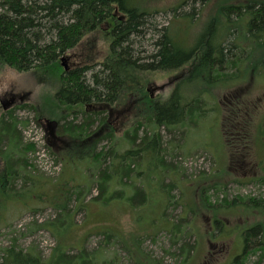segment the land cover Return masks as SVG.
<instances>
[{
    "label": "rangeland",
    "instance_id": "374dc122",
    "mask_svg": "<svg viewBox=\"0 0 264 264\" xmlns=\"http://www.w3.org/2000/svg\"><path fill=\"white\" fill-rule=\"evenodd\" d=\"M246 2L248 0H126L127 6L148 14V26L151 28L148 27L135 45L136 49L143 46L146 51L143 55L156 50L154 42L159 33L153 27L159 30L171 28V36L177 41L188 42L190 47L200 44L207 35L213 39L217 31L219 37L226 36V43L233 40L236 46H240L237 67L229 68L231 72L227 79L219 82H211L209 78L188 82L185 79L188 76L184 77L188 73L187 66L180 70L153 71L147 75L142 93L152 101L168 99L176 80L184 77V99L192 101L197 98L191 107L188 126L175 127L171 131L160 129L163 147L168 149L165 163L159 162L156 154L149 152L139 163L137 171L151 176L150 180L141 175L130 182L125 180L122 188L124 199H113L107 204L88 202L87 209L75 213L71 226L67 219H61L60 234L65 247L66 244L74 246L67 251L68 254H76L83 246L95 257L106 256L116 264H232L235 255L245 248L244 231L258 223L264 226V204L251 208L250 200H246L249 206L238 201L233 206L208 208L202 201L203 195H213L212 202L218 204L226 196L228 200L240 199V196L264 199V182L259 181L264 177V64L261 63L264 39L260 43L256 36L246 35L247 15L239 16L233 12L223 17L229 6ZM108 32L107 26H100L85 43V54L80 57L78 50L68 53L71 58L67 66L83 58H90L95 63L102 60L109 50ZM57 87L56 76L38 71L20 72L7 65L0 67V89H3L0 91V119L6 112L3 103L13 101L17 117L26 123L22 127L24 140L35 145V151L28 156L35 167L33 174L45 185L18 199L28 200L29 206L12 201L0 208V248L9 247L16 241L25 250L33 248L46 264H50L58 239L45 223L56 220L58 211L32 196L45 190L52 200L58 194L54 184L82 185L86 183L84 174L93 181L86 201L99 192L92 176L93 170H86L90 163L77 159L73 152L75 163L71 161L66 165V161L53 152L57 153L63 143L54 140V136L61 133L57 127L52 130L50 123L54 124L72 110L56 103L54 94ZM141 102V96L136 94L122 98L115 107H111V122L107 120L105 126L107 133H113L116 149L120 152L132 146L128 142L127 131L134 133L146 121L142 116L140 123L134 119ZM24 103L37 107L41 118L39 123L35 112L19 107ZM252 106L255 110L250 123H237L241 108L249 111L247 109ZM226 118L227 121L234 120L226 124ZM144 128L139 130V136H142ZM246 132H251L252 142L244 138ZM112 140H103L99 148L109 149ZM119 167V160L115 159L112 170ZM161 170L167 176L166 183L177 177L178 188L173 190V194L178 199L183 193L181 200L190 208L188 213L181 205H172L163 215L167 203L166 192L162 191L158 180ZM142 186L150 193V200L145 204L142 203V192H136ZM209 187L220 190L212 188L207 193ZM75 205L76 202L72 201L70 209ZM182 216L186 220L181 221ZM215 217L223 225L213 228ZM172 222L180 223L181 229L191 223L195 234L189 235L185 230L174 243L168 231ZM102 231L111 233V236L106 237ZM184 244L190 245L187 257L180 250ZM248 245L250 250L241 257L247 258V264H264L261 251L250 253L254 244L249 241Z\"/></svg>",
    "mask_w": 264,
    "mask_h": 264
},
{
    "label": "trees",
    "instance_id": "16d2710c",
    "mask_svg": "<svg viewBox=\"0 0 264 264\" xmlns=\"http://www.w3.org/2000/svg\"><path fill=\"white\" fill-rule=\"evenodd\" d=\"M233 12L239 16L247 15L249 19L246 35L250 37L254 35L262 43L264 0H248L240 5H231L223 12V17L224 14L230 16ZM122 15L123 18H120ZM147 15L144 11L127 6L126 0H0V67L7 65L20 72L38 71L57 77L58 87L54 99L60 106L72 110L55 122L57 131L61 134L54 136V140L64 145H61L57 153L53 152L65 160L66 165L71 161L75 163L72 159L73 152L77 159L90 163L86 170H93L92 176L99 190L97 195L86 201L93 181L84 174L86 183L82 185L54 184V187L58 188V194L52 200H49L45 190L36 193V198L32 196L33 199L58 211L56 220L45 223L46 227L52 228L58 239L55 251L50 257V264H116L115 260L110 261L106 256L95 257L94 253L88 252L83 246L76 254H68L67 251L74 246L66 244L67 248L65 247V240L60 234V227L63 226L61 219L65 221L67 219L71 226L75 213L87 209L88 202L107 204L113 199H124L122 188L125 180L133 181L135 177L139 178V175L150 180L151 176L137 172L139 163L149 152L156 154L159 162L165 163L168 149L163 147L160 129L166 128L171 131L175 127L188 126L191 107L197 102V98L192 101L184 99L185 79H188V82L204 78H209L211 82L225 81L231 72L229 68L237 67L240 46H236L233 40L226 43L224 39L226 36L219 37L217 31L213 39L207 35L200 44L190 47L187 46L188 42L173 38L170 34L171 28L159 30L153 27V30L159 33L154 42L156 50L143 55L146 52L143 46L136 49L135 45L137 39L143 38L146 31L151 28L148 26ZM100 26H107L109 30L110 45L107 54L96 63L90 58L76 60L68 71H64L61 56L76 50L80 51V57L85 54L83 52L87 48L85 43ZM261 63L264 64V57ZM184 67L188 71L184 77H188L176 80L168 99L152 101L142 93L145 89L143 83L147 82V75L150 72L180 70ZM136 94L141 96L142 102L134 119L139 122L142 116L146 121L141 122L143 124L134 133L127 131L128 142L132 146L120 152L116 149L113 133H107L105 124L110 120L111 107H115L122 98ZM19 107L35 112V118L39 123L41 118L37 107L29 103ZM15 109L9 108L0 119V208L12 201L29 206L28 200L23 202L18 199L35 188L42 189L45 186L33 174L35 167L28 156L35 151V145L25 142L22 127L26 123L17 117ZM235 109L233 111L236 112ZM247 110L251 112L243 111L241 108L237 114V123L243 125L250 123L255 108L252 106ZM233 120L234 118L228 121L225 119L226 124L232 123ZM142 126L145 128L142 136H139ZM244 138L252 142L251 132H246ZM103 140H112V146L107 150L100 149L99 145ZM87 145L90 147H86ZM247 147H250L248 143ZM168 152L172 154L170 150ZM109 158L110 162L107 163ZM115 159L119 160L120 167L112 170ZM262 168L264 169V166ZM164 173L165 171L161 170L158 179L162 191L166 192L167 205L163 215L172 205H181L188 213L190 208L188 209L186 203L181 200L183 193L180 191L182 195L178 199L173 194V190L178 188L177 177L166 183L167 176ZM259 181L264 182V177ZM212 188L220 190L218 187H209L207 193ZM136 192H142L143 204L150 200V193L143 186ZM212 196H202L203 204L208 208L233 206L238 201L246 204V200H250L252 205H246L251 208L264 204L262 198L257 200L247 196L232 200H228L226 196L220 200L222 203L219 201L218 204L212 202ZM72 201L76 202L74 209H70ZM184 219L185 216H182L181 221ZM172 224L168 231L172 234L174 243L178 242L185 230L189 235L195 234L191 223H188L189 230L179 228L180 223ZM214 224L219 226L223 225V222L215 217ZM102 233L106 237L111 236V233L105 231ZM243 237L247 251L250 250L248 245L250 241L254 244L250 253L261 251V258H264V226L258 223L255 227L245 230ZM189 249V244L181 246L182 255L188 256ZM0 253V264H46L33 248L25 250L16 241L9 247L0 248ZM246 261V257L238 256L232 264H247Z\"/></svg>",
    "mask_w": 264,
    "mask_h": 264
},
{
    "label": "water",
    "instance_id": "95a60500",
    "mask_svg": "<svg viewBox=\"0 0 264 264\" xmlns=\"http://www.w3.org/2000/svg\"><path fill=\"white\" fill-rule=\"evenodd\" d=\"M67 60H68V57H66V56L61 57V63L64 66V70L65 71H67L69 69L68 66H67V64H66V61ZM12 104H13V101H11V102H5V103H3V108L5 110H7L9 108V106H11ZM51 125L56 126V123H54V124L51 123Z\"/></svg>",
    "mask_w": 264,
    "mask_h": 264
},
{
    "label": "flooded vegetation",
    "instance_id": "af4514ba",
    "mask_svg": "<svg viewBox=\"0 0 264 264\" xmlns=\"http://www.w3.org/2000/svg\"><path fill=\"white\" fill-rule=\"evenodd\" d=\"M117 14H118V13H115V15H117ZM224 17H225V14H224ZM120 18H123V15L120 16ZM111 113H112V112H111ZM111 113H110V116H109V119H110L109 121H110V122H111V118H110V117H111ZM213 223H214V219L212 220V227L214 228L215 224H213ZM241 250H242V251H241L242 253H239L238 255H235V258H233L232 261H234L238 256L240 257L241 255H243V253H245V251H247V248H244V247H243Z\"/></svg>",
    "mask_w": 264,
    "mask_h": 264
},
{
    "label": "clouds",
    "instance_id": "9594fccd",
    "mask_svg": "<svg viewBox=\"0 0 264 264\" xmlns=\"http://www.w3.org/2000/svg\"><path fill=\"white\" fill-rule=\"evenodd\" d=\"M0 91H3V89H0Z\"/></svg>",
    "mask_w": 264,
    "mask_h": 264
},
{
    "label": "bare ground",
    "instance_id": "6f19581e",
    "mask_svg": "<svg viewBox=\"0 0 264 264\" xmlns=\"http://www.w3.org/2000/svg\"><path fill=\"white\" fill-rule=\"evenodd\" d=\"M148 19V18H147Z\"/></svg>",
    "mask_w": 264,
    "mask_h": 264
}]
</instances>
